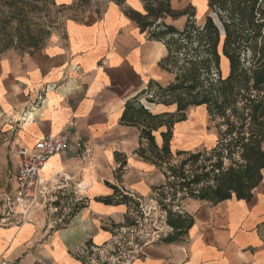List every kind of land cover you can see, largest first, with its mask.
Instances as JSON below:
<instances>
[{"label":"crops","instance_id":"crops-1","mask_svg":"<svg viewBox=\"0 0 264 264\" xmlns=\"http://www.w3.org/2000/svg\"><path fill=\"white\" fill-rule=\"evenodd\" d=\"M96 1L98 14L86 22L65 18L63 31L51 35L42 48L0 55V149L7 152L11 167L0 212L4 194L14 187V144L32 147L41 137L58 133L68 134L71 142L51 155L39 172L45 201L21 224L0 221V264H85L83 259L93 248L117 239L113 225L123 224L129 212L127 202L103 199L115 198L117 190L148 206L153 191L166 182L158 167L136 154L139 130L122 115L126 103L135 98L151 114L176 112V104L145 101L152 85L174 80V70L161 64L167 48L149 39L125 14L126 10L144 14L141 0ZM169 2L175 10L192 7L198 25L206 16L213 17L207 0H188L182 7L175 5L176 0ZM185 20L186 15L162 19L178 30ZM217 25L224 78L229 64L221 54L223 31ZM196 112L212 129L208 141L198 137L207 129L194 117ZM184 116L171 127L172 153L216 143L217 130L204 105L188 107ZM165 131L161 126L152 132L158 147ZM178 205L192 218L184 236L146 245L128 264H264V169L250 200L231 197L210 203L185 198ZM69 212L60 223L59 217Z\"/></svg>","mask_w":264,"mask_h":264},{"label":"trees","instance_id":"trees-1","mask_svg":"<svg viewBox=\"0 0 264 264\" xmlns=\"http://www.w3.org/2000/svg\"><path fill=\"white\" fill-rule=\"evenodd\" d=\"M144 14L126 10L149 39L161 41L167 48V56L161 64L174 70V80L165 85L154 84L145 101L153 104H176V112L151 114L137 98L126 103L122 118L138 128L139 147L136 154L158 167L166 182L153 191L156 211L161 213V224L167 227L159 233L157 241H177L184 236L192 222L191 216L179 209L185 198L217 203L235 197L250 200L253 189L259 184L264 169V0H207L213 15L206 16L201 25L196 23L192 7L182 10L171 8L169 0H141ZM25 0H0L14 10L18 18L16 27L26 19ZM120 4L119 0H116ZM34 7V6H32ZM186 15L181 30L165 24L162 19H175ZM223 31L221 54L226 57L229 72H220V53L217 46L220 30ZM18 29V28H17ZM20 32V31H17ZM49 34L44 27L34 32L19 33L37 48ZM3 49L11 40L3 37ZM204 105L209 121L217 130V140L212 147L196 150L169 149L171 127L184 119V111L191 106ZM161 126L162 145L155 144L152 132ZM114 197L103 199L106 203L129 204V212L115 229L135 227L142 221L139 198L123 195L115 190ZM72 212V211H71ZM71 212L60 223H65ZM124 253L132 250L124 236ZM134 236L132 243H137ZM92 254V251L89 252ZM97 256V255H95ZM84 258V257H82ZM86 263V260H84ZM101 264H106L102 261Z\"/></svg>","mask_w":264,"mask_h":264},{"label":"built area","instance_id":"built-area-1","mask_svg":"<svg viewBox=\"0 0 264 264\" xmlns=\"http://www.w3.org/2000/svg\"><path fill=\"white\" fill-rule=\"evenodd\" d=\"M70 144L68 134L58 133L41 137L32 147H26L21 144L13 145L12 154L17 159L14 187L12 192L6 193L3 196V208L0 212V221L4 223L14 221L16 225L21 224L40 202L43 203L45 201V184L39 178V172L51 155L69 148ZM139 201L143 213L142 221L135 227L124 228V230L122 228L115 229L119 236L110 250H113L115 247L118 250V253L115 254L120 259L118 264H128L135 254L139 253L142 247L157 241L159 239V233L167 229L160 222L162 216L159 217L161 213H157L156 211L155 200L151 198L150 201L152 204L148 206L145 205L141 198H139ZM63 216L59 217V222ZM124 236L129 238L127 239V245L132 249L126 254L124 253L125 246H122L125 240ZM134 236H138L139 238L137 243L130 242ZM109 257L108 254H105V259Z\"/></svg>","mask_w":264,"mask_h":264},{"label":"rangeland","instance_id":"rangeland-1","mask_svg":"<svg viewBox=\"0 0 264 264\" xmlns=\"http://www.w3.org/2000/svg\"><path fill=\"white\" fill-rule=\"evenodd\" d=\"M25 1L26 6L23 8L24 15H26V19L23 18V21L19 24L18 27H16L17 20L18 18H21V16L14 12V10L10 9L7 5L0 3V55L9 51H13L17 54H22L25 52L40 49L47 43L51 35L56 32L60 33L63 31V21L65 18L71 17L76 18L77 20H80L82 22H86L90 20L94 12L98 14L97 10H99L100 8V4L96 0ZM176 1L177 2H175V5L179 7L185 6L188 3V0ZM199 10H201L200 5ZM197 21L200 20L198 19ZM38 27H44L46 30H48L49 34L43 39V41L37 48L29 46L26 40L22 41L19 39V33L23 32L26 39V33H28L29 31L34 32L35 29ZM3 37H6L7 39H9V41H12L11 45L5 49H3V45L7 40H5ZM194 117L197 118L200 122H203L204 126L206 125L207 129L203 137H198L200 139L208 141L210 139L209 133L210 131H212V129L208 128L207 124L204 123L205 120L202 117L201 113H194ZM201 148H203V145L191 147L190 150H196ZM6 153L7 152H4L0 149V197L6 190L9 189L10 186L11 167L8 160V154ZM115 241L116 239H114V241H112L111 243L98 248V250L96 248H93V250H91L93 254H88V259L86 260V263L101 264L102 261H105L106 264H118V262H120V259L115 256V254L118 253V250L116 249V247L113 250H110L112 249ZM124 249L126 248L124 247ZM105 254H108L110 257L105 259Z\"/></svg>","mask_w":264,"mask_h":264}]
</instances>
